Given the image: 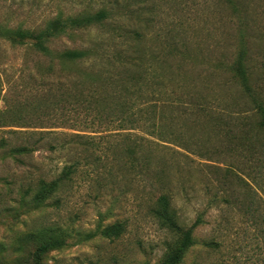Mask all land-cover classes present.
<instances>
[{
    "label": "rangeland",
    "instance_id": "374dc122",
    "mask_svg": "<svg viewBox=\"0 0 264 264\" xmlns=\"http://www.w3.org/2000/svg\"><path fill=\"white\" fill-rule=\"evenodd\" d=\"M100 11L106 12L101 24L69 32L50 47L97 48L121 60L114 77L138 71L140 63L146 78L137 96L155 121L115 134L134 153L120 154L113 145L101 160H82L53 197L36 200L41 180L57 178L69 157L47 149L56 135L40 144V135L17 119L28 122L52 103L74 112L82 97L67 104L50 95L41 83L50 59L0 37V264H36L37 249L50 241L55 247L41 264H157L172 237L154 216L162 195L186 226L204 213L199 241L217 237L216 220L229 214L227 242L237 264H250L256 244L250 217L264 209V154L239 141L241 123L256 111L231 67L244 53L252 93L264 101V0H0V27L36 30L58 16ZM52 66L53 80L65 79L60 64ZM81 78L74 82L86 81ZM119 87L99 88L112 96L107 106L137 89ZM22 146L35 150L20 153ZM116 223L124 226L119 237L103 235Z\"/></svg>",
    "mask_w": 264,
    "mask_h": 264
},
{
    "label": "trees",
    "instance_id": "16d2710c",
    "mask_svg": "<svg viewBox=\"0 0 264 264\" xmlns=\"http://www.w3.org/2000/svg\"><path fill=\"white\" fill-rule=\"evenodd\" d=\"M105 18L106 12L100 11L93 14L84 13L68 17L58 16L44 27L36 30L0 27V37H3L13 45H26L36 53L50 59V63L44 70L41 80L43 87L50 95L63 97L67 104H72L79 97H82L77 100L80 109H75L74 112L73 108H65V105L59 107L58 104L52 103L49 104L51 106L47 105L45 107L43 113H34L35 117L32 119L27 116L28 122L24 123L25 117L20 118L19 122V118L17 119V124L21 125L20 127L31 129L30 134L32 136L40 135L38 138L40 144L44 145L46 137L56 135V137L50 138L47 142V149L51 152H65L69 157L67 160L68 164H66L57 178L50 181L41 180L36 191V200H45L53 197L69 181L73 180L74 175L78 171L77 165L82 160L86 162L93 158L94 160H101L103 155L110 151L109 147L113 145L114 148L121 150H119L120 154L134 153L133 147L124 144L127 138L124 136L121 137L124 138L122 140H115L116 136H121L115 134L134 130L138 128L140 123L155 121L154 112L151 114L141 111L142 99L137 96L139 81L146 78L143 77L139 70L140 63L136 64L138 71L133 70L129 73L130 69H126L119 76L114 77L112 69L119 65L121 60L101 54L102 52L98 51L97 48H66L61 51H54L50 47L54 40L59 39L63 35L69 32L89 29L94 25L101 24ZM53 62L60 64L62 72H67L65 79L53 80L55 78L52 77L55 74L52 66ZM95 64L100 66L98 70L94 68L93 65ZM231 70L234 80L253 103V108L256 111L253 118L248 122L243 121L241 123L239 141L243 147L260 148L264 154V101L256 98L252 93L244 53L239 55ZM123 75H127L133 81V86L129 87L128 79L123 78ZM81 77H85L86 81L74 82L77 79H82ZM115 84L120 87L124 86L122 93H125L131 87L137 89L136 91L132 90L130 95L134 94V96L129 98L124 99L123 96L119 95L117 107H109L107 106L109 104L108 99L112 100V96H102L99 88L105 90L106 87H112ZM68 99H74L75 101ZM128 101L138 104L130 105L127 103ZM99 106H103L105 111L100 110ZM118 106L121 107L119 108ZM144 120L145 122H143ZM59 129H71L75 132H60L58 131ZM119 141H123V144L119 143ZM17 150L20 153H28L34 151L35 147L32 149L22 146ZM248 209L250 210V208ZM257 211L259 210L257 209ZM238 212L242 213L241 216H245V213ZM225 215L231 218L229 214L223 211L220 215V221L216 220L214 232H217V237L199 241L195 231L206 224L204 213H200L192 225L186 226L182 223L177 210L172 206L170 197L162 195L158 199V207L154 211V216L170 232L172 237L166 242V251L157 264H237L236 252L233 246L227 242V237L229 236L227 232L232 231L233 225H231L229 218H226ZM250 224L254 232L253 238L256 240V244L252 247V254L249 259L251 260L250 264H264V209L250 217ZM123 230L124 226L116 223L107 227L103 231V235L119 237ZM53 247H55V244L51 243V241L42 244L35 254L36 264H41L43 254ZM202 254L205 256H202Z\"/></svg>",
    "mask_w": 264,
    "mask_h": 264
}]
</instances>
